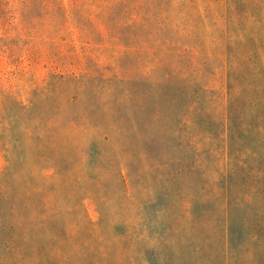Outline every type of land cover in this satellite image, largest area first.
Segmentation results:
<instances>
[{
  "label": "rangeland",
  "instance_id": "1",
  "mask_svg": "<svg viewBox=\"0 0 264 264\" xmlns=\"http://www.w3.org/2000/svg\"><path fill=\"white\" fill-rule=\"evenodd\" d=\"M0 264H264V0H0Z\"/></svg>",
  "mask_w": 264,
  "mask_h": 264
}]
</instances>
